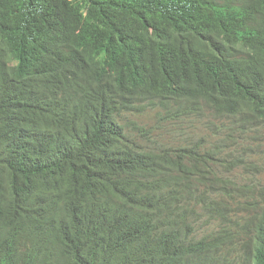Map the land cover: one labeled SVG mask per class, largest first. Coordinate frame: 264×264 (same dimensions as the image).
<instances>
[{
  "label": "trees",
  "instance_id": "trees-1",
  "mask_svg": "<svg viewBox=\"0 0 264 264\" xmlns=\"http://www.w3.org/2000/svg\"><path fill=\"white\" fill-rule=\"evenodd\" d=\"M77 35L110 95L51 102ZM263 173L264 0H0V264H264Z\"/></svg>",
  "mask_w": 264,
  "mask_h": 264
},
{
  "label": "clouds",
  "instance_id": "clouds-1",
  "mask_svg": "<svg viewBox=\"0 0 264 264\" xmlns=\"http://www.w3.org/2000/svg\"><path fill=\"white\" fill-rule=\"evenodd\" d=\"M81 40L80 46L68 45L67 57H68V68L69 72H60V77L54 83L57 89V94L51 97H44L45 99L53 102L60 100L64 97L72 99H80L88 86L94 92L107 97L110 95V87L106 78L103 77L105 67L97 63L94 48L88 43L87 35H77ZM30 69H25L22 73L21 83L32 90L31 85L34 82L35 87L39 90H44L45 84L39 81H33L29 75ZM43 97V96H42ZM86 123H82L78 131L80 134H84L86 131ZM25 146L38 161L39 153L42 147H47L49 149L47 164L50 169H54L58 163L59 154L58 151L51 145L36 141L27 144H22ZM71 162L67 156L62 160V173L60 176L66 175L72 168ZM36 167L30 168L23 172L32 173ZM92 182V179H90ZM93 183V182H92ZM82 185L79 183L77 176L69 177L65 184L64 189L61 194L62 196H55L54 194L50 196L47 203L54 204L58 209L59 200H65L68 205H76L80 202H85V196L82 195Z\"/></svg>",
  "mask_w": 264,
  "mask_h": 264
},
{
  "label": "rangeland",
  "instance_id": "rangeland-1",
  "mask_svg": "<svg viewBox=\"0 0 264 264\" xmlns=\"http://www.w3.org/2000/svg\"><path fill=\"white\" fill-rule=\"evenodd\" d=\"M240 145L243 146V147L245 146L244 142H240ZM233 173L234 174L241 173L242 176H244V177H248L249 176V171L245 167H239V168L235 169L233 171ZM259 177L264 181V173L262 175H260Z\"/></svg>",
  "mask_w": 264,
  "mask_h": 264
}]
</instances>
